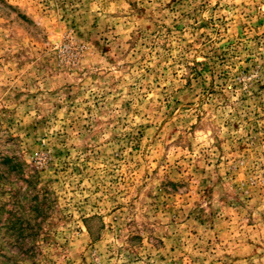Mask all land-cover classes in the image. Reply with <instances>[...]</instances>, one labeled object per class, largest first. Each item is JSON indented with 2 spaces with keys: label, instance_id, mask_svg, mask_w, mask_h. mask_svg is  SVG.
<instances>
[{
  "label": "rangeland",
  "instance_id": "rangeland-1",
  "mask_svg": "<svg viewBox=\"0 0 264 264\" xmlns=\"http://www.w3.org/2000/svg\"><path fill=\"white\" fill-rule=\"evenodd\" d=\"M0 264H264V0H0Z\"/></svg>",
  "mask_w": 264,
  "mask_h": 264
}]
</instances>
